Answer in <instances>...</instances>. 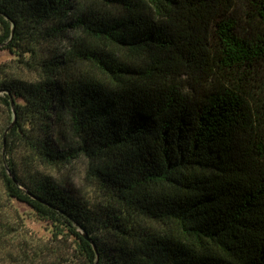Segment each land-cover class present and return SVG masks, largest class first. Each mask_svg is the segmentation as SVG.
<instances>
[{"label": "trees", "instance_id": "obj_1", "mask_svg": "<svg viewBox=\"0 0 264 264\" xmlns=\"http://www.w3.org/2000/svg\"><path fill=\"white\" fill-rule=\"evenodd\" d=\"M74 2L0 0V181L64 237L22 264H264V0ZM81 157L92 202L39 172Z\"/></svg>", "mask_w": 264, "mask_h": 264}, {"label": "rangeland", "instance_id": "obj_2", "mask_svg": "<svg viewBox=\"0 0 264 264\" xmlns=\"http://www.w3.org/2000/svg\"><path fill=\"white\" fill-rule=\"evenodd\" d=\"M102 4H104V0H75L74 2L76 14L82 13L89 7H102ZM81 37L80 31L71 29L67 37L62 40L43 42L37 49L38 58L68 57L73 45ZM3 48L4 46H0V80L12 77L24 82H34L39 79L40 71L36 69V66L25 64V60L32 61L29 54L22 57L19 55V51L15 50L16 53L13 55ZM10 122L5 114L0 113V137ZM54 137L57 138V133ZM88 169V159L81 157L66 168H41L39 172L92 202L97 199L98 193L87 179ZM55 233L52 225L39 218L28 205L8 199L0 181V238L2 240L0 243V264H22L23 250H28V254L33 255L35 252L44 250V260H42L54 261L55 257L50 252L46 253L45 250L46 248L54 249L59 245L58 242L64 241L62 236L55 239Z\"/></svg>", "mask_w": 264, "mask_h": 264}, {"label": "water", "instance_id": "obj_3", "mask_svg": "<svg viewBox=\"0 0 264 264\" xmlns=\"http://www.w3.org/2000/svg\"><path fill=\"white\" fill-rule=\"evenodd\" d=\"M12 106L14 107V103H13V102H12ZM83 237H84L87 241H89V242L92 244V246L94 247V250L97 251V247H96L94 241H93L91 238H89V236H88L87 234H83Z\"/></svg>", "mask_w": 264, "mask_h": 264}]
</instances>
